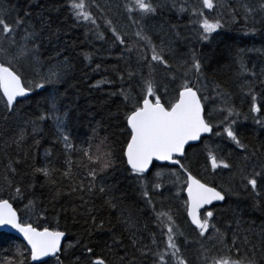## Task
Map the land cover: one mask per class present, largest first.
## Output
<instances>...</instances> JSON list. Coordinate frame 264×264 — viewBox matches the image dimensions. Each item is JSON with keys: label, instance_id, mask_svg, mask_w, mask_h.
I'll list each match as a JSON object with an SVG mask.
<instances>
[{"label": "snow or ice", "instance_id": "6c2138e0", "mask_svg": "<svg viewBox=\"0 0 264 264\" xmlns=\"http://www.w3.org/2000/svg\"><path fill=\"white\" fill-rule=\"evenodd\" d=\"M237 2L239 10L232 8L225 20L211 16L221 6L214 0H68L74 24L86 29L89 41L107 43L110 31L112 45L99 63L92 53L83 54L89 67L95 65L91 71L102 74L90 88L114 90L107 93L108 112L100 120L84 109L91 132L77 144L69 129L83 117L69 96L76 71L69 42L50 15L33 22L25 11L9 21L15 9L0 0V138L7 136L8 160L0 173V227L23 240L14 252L0 255V264H264V230L257 246L238 219L235 229L231 222L225 230L218 226L225 212L238 215L228 197L241 192L264 210V143L256 148L241 132L243 118L264 135V66L250 69L244 62L253 49L232 55L242 80L241 103L249 105L245 113L233 92L215 80L220 69L213 71V59L195 46L229 22L243 21L246 36L264 30V0ZM165 9L190 13L184 26L189 35L157 20ZM110 13L127 23L118 29ZM181 40L188 48L183 53L177 47ZM112 49L118 54L111 55ZM111 60L115 63L106 64ZM62 86L69 87L61 91ZM35 96L41 97L36 109L22 114L21 106ZM49 122L53 148L37 161L24 145L29 137L38 144ZM57 145L59 156L53 151ZM13 146L15 158L7 156ZM234 153L257 162L236 168L229 159ZM201 159L205 176L193 171ZM224 170L230 173L227 186L217 185ZM123 181L135 185L137 203L126 204L118 195ZM174 201L194 239L177 222ZM69 220L83 231L65 245ZM103 237L100 247L96 239Z\"/></svg>", "mask_w": 264, "mask_h": 264}, {"label": "trees", "instance_id": "16d2710c", "mask_svg": "<svg viewBox=\"0 0 264 264\" xmlns=\"http://www.w3.org/2000/svg\"><path fill=\"white\" fill-rule=\"evenodd\" d=\"M101 3L105 0H100ZM189 3L196 4L197 0H188ZM255 3V0H252ZM68 0H4L5 7H12L15 11L12 13V16L9 17V21L16 16L17 13L23 17L24 12L28 11L32 13V21L34 22L37 17L44 15L45 17L51 16L54 20L57 21L54 27L60 29V35L62 40L69 42L70 54L73 64L76 66V71L74 73V79L69 82V86H62L61 91L64 87H69V96L72 99H75L77 105L79 106V112L77 115L82 116V119L74 120L72 126L69 129V132L73 138V141L79 144L80 141L85 139L86 134H90L91 129L89 126V118L84 113V109H89L94 114H96V120H100L104 117L108 108L105 107L104 101L107 99V93L114 90L112 86H104L101 90H96L90 88L91 84H94L96 81L101 79V73H93L91 67L95 65L88 66L87 61H84V53H92L93 59L96 63L100 62L101 55H108L104 52V49L111 48V32H105V36L108 38V42L104 43L99 40L89 41V38L85 35L86 29L74 24L69 11L67 9ZM232 8L238 9V4L234 0H227L225 4L221 7L220 15H216L214 12L211 13L213 18H220L222 16L225 20H230V10ZM239 10V9H238ZM207 12V10H205ZM110 15L113 17L114 25L120 29L127 21L121 16L117 17L115 14ZM190 18V13L179 14L176 11L164 10L162 16L157 17V20H163L170 24H175L178 26L182 36L189 35L190 31L188 28L184 27L188 25ZM259 27V26H257ZM153 39L158 43V39L154 36ZM197 49L207 53L213 59V71L215 72L216 68H219V73L214 75V78L217 82L224 84L229 91H232L237 107L240 108L243 112H248V102L244 101L241 103L240 97V84L242 80L237 77V72L239 70L238 64L234 63L232 60V55L239 49H253V51H247L243 57L244 62L247 64L248 68H252L254 65L259 69V67L264 66V30L258 31L255 36H246L244 35V26L243 21L239 23L229 22L225 27L219 30L218 34L214 33L213 38L204 43L195 44ZM177 47L183 53L188 50L184 41L181 40ZM96 49H100L101 52L97 53ZM259 49L260 51H255ZM118 52L116 49H112L111 55L115 56ZM115 63L114 60L106 61V64L110 65ZM87 73V75H85ZM212 74H210L211 76ZM75 94V95H73ZM40 96H35L32 101L25 102L21 106L22 114L28 113L31 114L36 109V102L40 101ZM116 103H119V99H116ZM112 111L115 112V105L112 106ZM51 122L48 125H45V131L42 135L37 136L36 139L39 140L38 144H35L31 137L27 139V143L24 145V150L30 152L32 157L37 161L42 160L46 149L53 148V140L55 137L52 135L50 129ZM94 125V122H93ZM0 127H3L0 124ZM105 128H107V123H105ZM110 130V129H109ZM241 132L242 138L246 143L254 145L256 148H259L262 143H264V135H259L260 129L258 126L254 125L251 120L244 121L241 118ZM104 132H101L103 135ZM7 139V136L0 138V173H3L4 165L8 162L5 156V144L4 140ZM62 146L57 145L53 149L55 154L59 156ZM16 149L13 147L7 148V156L15 158ZM231 151V149H229ZM236 168L242 166H251L256 163V159L249 160L247 162L243 161L242 155L234 153L232 157L229 158ZM203 159H201L200 164L197 165L194 163L193 171L198 172L202 176L206 174L203 171ZM230 173L228 170H224L221 176L216 177V184H224L227 186ZM207 179L212 180L211 176H207ZM122 191L118 195L126 197L125 203L133 205L137 203L139 193L134 190L135 185L130 184L127 181L122 182ZM184 195V194H182ZM158 199V198H157ZM230 206L232 209L238 208V215L234 216L232 211H227L223 214V218L219 220L218 226L222 230H225V224L231 222L233 229L236 228L235 220L240 221L241 231L246 229H251L247 232L249 239L253 243L259 246L260 244V232L264 230V210L259 208H254L253 201L251 198H247V194L241 192L240 197L236 196L228 197ZM99 204L100 202L97 201ZM174 207L173 211L176 213V217L179 219L177 222L181 225L182 229L186 234L189 235L190 239L195 238V234L191 233L188 229V225L184 220V214L182 209L179 212H176V205L179 204V201L173 202ZM14 206H16L14 204ZM23 205H20L22 208ZM141 208L144 207L143 202H139ZM52 209L49 207V219H52ZM105 216H111L110 210L105 211ZM54 222V221H53ZM113 225H116L117 232L121 231L120 225L117 223L115 217H112ZM61 224L64 225L65 221L61 220ZM235 225V226H233ZM67 227L69 230V236L65 241L67 245L68 241H75L81 234L82 228L79 225H73L72 221H67ZM230 236V233H229ZM107 237L97 238L96 243L102 247V240ZM22 241L15 237L14 235L6 232H0V255L5 254L6 252H14L17 245L21 244ZM100 247L97 248V252L100 251ZM196 245L193 246L189 255H193L195 252ZM79 254V252H77ZM259 258V255L257 256Z\"/></svg>", "mask_w": 264, "mask_h": 264}, {"label": "rangeland", "instance_id": "374dc122", "mask_svg": "<svg viewBox=\"0 0 264 264\" xmlns=\"http://www.w3.org/2000/svg\"><path fill=\"white\" fill-rule=\"evenodd\" d=\"M226 1H227V0H214V3H217V4L221 5L220 7H218V8L214 11V13H215L216 15H220V14H221L220 9H221V7L225 4ZM234 1L238 4L237 0H234ZM207 11H208V10H207ZM22 207H23V206H22ZM176 219L178 220L179 217H178V218L176 217ZM233 226H235V225H233Z\"/></svg>", "mask_w": 264, "mask_h": 264}, {"label": "water", "instance_id": "95a60500", "mask_svg": "<svg viewBox=\"0 0 264 264\" xmlns=\"http://www.w3.org/2000/svg\"><path fill=\"white\" fill-rule=\"evenodd\" d=\"M0 232L10 233L14 235L15 237L19 238L23 242L22 237H20L19 234L15 232V230L9 229L7 226L0 227Z\"/></svg>", "mask_w": 264, "mask_h": 264}, {"label": "flooded vegetation", "instance_id": "af4514ba", "mask_svg": "<svg viewBox=\"0 0 264 264\" xmlns=\"http://www.w3.org/2000/svg\"><path fill=\"white\" fill-rule=\"evenodd\" d=\"M185 195V194H184Z\"/></svg>", "mask_w": 264, "mask_h": 264}]
</instances>
